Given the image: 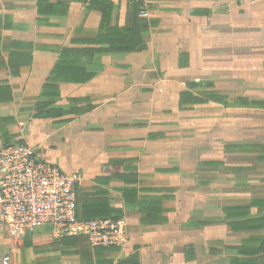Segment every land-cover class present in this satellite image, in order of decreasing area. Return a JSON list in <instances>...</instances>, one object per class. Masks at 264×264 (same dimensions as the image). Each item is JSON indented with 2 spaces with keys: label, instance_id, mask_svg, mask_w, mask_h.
I'll list each match as a JSON object with an SVG mask.
<instances>
[{
  "label": "crops",
  "instance_id": "crops-1",
  "mask_svg": "<svg viewBox=\"0 0 264 264\" xmlns=\"http://www.w3.org/2000/svg\"><path fill=\"white\" fill-rule=\"evenodd\" d=\"M16 142L125 238L0 231V264H264V0H0Z\"/></svg>",
  "mask_w": 264,
  "mask_h": 264
},
{
  "label": "built area",
  "instance_id": "built-area-1",
  "mask_svg": "<svg viewBox=\"0 0 264 264\" xmlns=\"http://www.w3.org/2000/svg\"><path fill=\"white\" fill-rule=\"evenodd\" d=\"M139 15L147 17L144 4ZM76 182L25 142L1 146L0 231L14 239L47 229L54 238L84 236L94 245L123 243L121 221L77 217ZM1 264H10V257L4 256Z\"/></svg>",
  "mask_w": 264,
  "mask_h": 264
},
{
  "label": "trees",
  "instance_id": "trees-1",
  "mask_svg": "<svg viewBox=\"0 0 264 264\" xmlns=\"http://www.w3.org/2000/svg\"><path fill=\"white\" fill-rule=\"evenodd\" d=\"M90 1L91 0H89V1L86 0V2H90ZM139 12H140V6H139L138 14H139ZM140 20L142 21V23H145V25L143 26V28H145L146 27V21L143 18H141ZM83 220H88V219H83ZM78 237L79 236L62 237L61 238V242L64 243V244L71 243V241H75L76 242Z\"/></svg>",
  "mask_w": 264,
  "mask_h": 264
}]
</instances>
